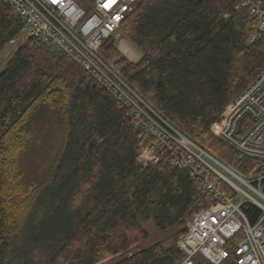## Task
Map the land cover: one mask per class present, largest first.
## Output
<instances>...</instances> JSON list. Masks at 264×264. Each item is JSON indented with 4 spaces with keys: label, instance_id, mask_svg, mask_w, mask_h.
<instances>
[{
    "label": "trees",
    "instance_id": "1",
    "mask_svg": "<svg viewBox=\"0 0 264 264\" xmlns=\"http://www.w3.org/2000/svg\"><path fill=\"white\" fill-rule=\"evenodd\" d=\"M240 1L140 0L120 33L142 55L122 67L124 77L182 131L246 173L255 160L212 133L264 69V39L251 42L255 21L235 9ZM11 12L0 0V55L22 30ZM101 53L125 62L114 38ZM44 110L59 126L60 144L46 169L28 172ZM152 142L71 57L28 38L0 72V264L181 262L177 243L212 200L165 160L139 162ZM247 214L252 224L262 215L252 207Z\"/></svg>",
    "mask_w": 264,
    "mask_h": 264
},
{
    "label": "built area",
    "instance_id": "2",
    "mask_svg": "<svg viewBox=\"0 0 264 264\" xmlns=\"http://www.w3.org/2000/svg\"><path fill=\"white\" fill-rule=\"evenodd\" d=\"M139 1L87 0L84 8L77 0H6L21 22L20 34L71 57L110 92L141 137L153 140L142 148L139 162L165 160L211 197V205L193 214L177 243L184 255L178 264H264V69L212 126L215 138L255 160L253 170L243 174L157 110L124 77L125 62L118 66L102 55L104 41L114 38L123 60L136 63L138 50L121 36L120 27ZM235 9L249 10L255 21L251 42L263 40L264 2L241 0ZM250 207L262 214L255 224L247 217Z\"/></svg>",
    "mask_w": 264,
    "mask_h": 264
},
{
    "label": "rangeland",
    "instance_id": "3",
    "mask_svg": "<svg viewBox=\"0 0 264 264\" xmlns=\"http://www.w3.org/2000/svg\"><path fill=\"white\" fill-rule=\"evenodd\" d=\"M77 1L84 8L88 7L87 6V0H77ZM11 13H13V12H11ZM26 40H27V38H26L25 34H23V33L19 34V36L1 53V55H0V72L5 70V68L7 67L8 62L13 57L14 53L17 51V49L21 45H23L26 42ZM117 44H118V47H119L120 42L118 41ZM120 53H121V56H122V52L121 51H120ZM138 54L140 55V57L138 58V60L136 62H138L140 60L141 56H142L141 53H139V51H138ZM119 60H120V58L117 57L114 60V63L119 61ZM123 63H120V64L122 65ZM126 63H130V62H128L126 60L125 64ZM120 64H119V66H121ZM36 129L38 130L37 131L38 132L37 133L38 134V142H37V144L35 146V149L32 152L33 154L31 153L30 155L27 156V167H28L27 170H28V172H32V171L34 172L38 168H40L41 170L43 168L46 169V167H48L53 161V158H54V155H55V151H56L55 149L57 148L56 145L59 146V144H60L59 142H60V136L61 135H59V132H60L59 126L57 125V123L54 120V118L52 117V115L50 113H48V111L44 110L39 115V117L37 118ZM205 147L208 148L211 152L215 153V151L211 150L208 146H205ZM218 155L219 154H217V156ZM255 164H256V162H255ZM230 165H232L235 169H237V167H235V165L233 163H230ZM254 167H255V165L253 166V168ZM253 168H251V170H249V171H247L246 173H243V174H248L249 172H251L253 170ZM237 170H239V169H237ZM144 226L152 233V235H155L156 231L154 229L153 223L148 222V223H145ZM158 238L159 237L155 238V236H153L152 239L149 241V243L153 242L154 239H158Z\"/></svg>",
    "mask_w": 264,
    "mask_h": 264
},
{
    "label": "bare ground",
    "instance_id": "4",
    "mask_svg": "<svg viewBox=\"0 0 264 264\" xmlns=\"http://www.w3.org/2000/svg\"><path fill=\"white\" fill-rule=\"evenodd\" d=\"M251 161H252V160H251ZM253 164H254V163H253ZM250 166H251V165H250ZM252 208H253V207H252ZM250 212H251V210H249V213H250ZM249 213H248V214H249ZM248 214H247V215H248Z\"/></svg>",
    "mask_w": 264,
    "mask_h": 264
}]
</instances>
